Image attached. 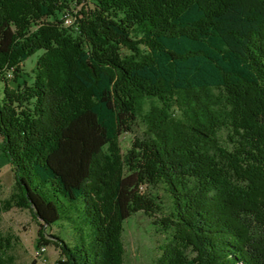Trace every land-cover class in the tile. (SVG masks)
Listing matches in <instances>:
<instances>
[{"label": "trees", "instance_id": "trees-1", "mask_svg": "<svg viewBox=\"0 0 264 264\" xmlns=\"http://www.w3.org/2000/svg\"><path fill=\"white\" fill-rule=\"evenodd\" d=\"M0 139L57 264H123L139 212L155 264H264V0H0Z\"/></svg>", "mask_w": 264, "mask_h": 264}, {"label": "rangeland", "instance_id": "rangeland-1", "mask_svg": "<svg viewBox=\"0 0 264 264\" xmlns=\"http://www.w3.org/2000/svg\"><path fill=\"white\" fill-rule=\"evenodd\" d=\"M80 7L76 8V11ZM68 12H62L58 17L59 23L64 28H73ZM45 23L55 24L54 17H42L32 22L31 31ZM41 52L28 58L22 65L23 73L30 74ZM141 129L135 134H124L120 137L122 151L125 152L131 145L134 136H138ZM1 143V139H0ZM14 177L7 159L0 149V207L4 206L13 193ZM146 192L157 197L161 213L155 215L161 218L168 213L171 200L162 186L147 189ZM154 219V218H153ZM139 212L133 214L123 222L121 240L124 246L123 264H155L159 255L157 246L166 241L167 236L157 234V227L152 225V220ZM38 223L32 218L28 210L12 207L9 211L2 210L0 214V243L3 244V258L5 264H57L59 252L55 247L45 248L41 257H35ZM47 235H57L63 240H68L69 227L65 222H57L46 229ZM8 241L7 244L5 242ZM39 250V249H38Z\"/></svg>", "mask_w": 264, "mask_h": 264}, {"label": "built area", "instance_id": "built-area-1", "mask_svg": "<svg viewBox=\"0 0 264 264\" xmlns=\"http://www.w3.org/2000/svg\"><path fill=\"white\" fill-rule=\"evenodd\" d=\"M69 20H70V19H69ZM70 22H71V21H70ZM45 250H46V249H45ZM45 250H38V249H37V250H36L35 257H38V258L41 257V256L44 254V251H45Z\"/></svg>", "mask_w": 264, "mask_h": 264}, {"label": "bare ground", "instance_id": "bare-ground-1", "mask_svg": "<svg viewBox=\"0 0 264 264\" xmlns=\"http://www.w3.org/2000/svg\"><path fill=\"white\" fill-rule=\"evenodd\" d=\"M39 250H45V247H41Z\"/></svg>", "mask_w": 264, "mask_h": 264}]
</instances>
